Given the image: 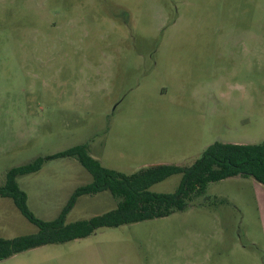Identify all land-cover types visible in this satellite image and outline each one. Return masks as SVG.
<instances>
[{
	"label": "rangeland",
	"instance_id": "1",
	"mask_svg": "<svg viewBox=\"0 0 264 264\" xmlns=\"http://www.w3.org/2000/svg\"><path fill=\"white\" fill-rule=\"evenodd\" d=\"M264 141V0H0V186L8 170L78 145L109 169L190 166L215 142ZM73 158L17 179L56 219L92 181ZM182 175L150 191L173 193ZM258 183L235 176L169 217L103 228L0 264H264ZM82 196L66 223L104 214ZM0 198V238L37 232Z\"/></svg>",
	"mask_w": 264,
	"mask_h": 264
},
{
	"label": "trees",
	"instance_id": "2",
	"mask_svg": "<svg viewBox=\"0 0 264 264\" xmlns=\"http://www.w3.org/2000/svg\"><path fill=\"white\" fill-rule=\"evenodd\" d=\"M57 158L76 159L93 179L74 190L56 219L45 221L31 212L27 204L28 195L19 187L17 179L38 172L46 160ZM173 175H182L175 192L150 191L153 185ZM235 176L251 177L264 186V141L259 144L215 142L190 166H146L130 175L104 167L90 155L86 144L38 158L30 164L8 170L6 182L0 186V198L11 199L20 213L38 229L31 235L0 238V261L42 246L87 238L103 228H118L169 217L184 211L190 201L204 195L210 183ZM102 192L119 198L116 208L89 219L66 223L68 214L80 197Z\"/></svg>",
	"mask_w": 264,
	"mask_h": 264
},
{
	"label": "crops",
	"instance_id": "3",
	"mask_svg": "<svg viewBox=\"0 0 264 264\" xmlns=\"http://www.w3.org/2000/svg\"><path fill=\"white\" fill-rule=\"evenodd\" d=\"M257 183H258V188H259V190H258L259 205H260L262 219H264V186L262 184H260L259 182H257Z\"/></svg>",
	"mask_w": 264,
	"mask_h": 264
}]
</instances>
